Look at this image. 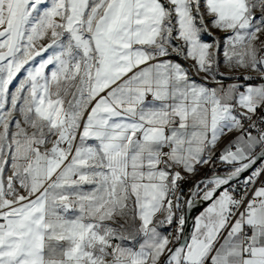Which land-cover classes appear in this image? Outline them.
Segmentation results:
<instances>
[{
	"label": "snow or ice",
	"instance_id": "6c2138e0",
	"mask_svg": "<svg viewBox=\"0 0 264 264\" xmlns=\"http://www.w3.org/2000/svg\"><path fill=\"white\" fill-rule=\"evenodd\" d=\"M261 37L264 0H0V264H264Z\"/></svg>",
	"mask_w": 264,
	"mask_h": 264
},
{
	"label": "water",
	"instance_id": "95a60500",
	"mask_svg": "<svg viewBox=\"0 0 264 264\" xmlns=\"http://www.w3.org/2000/svg\"><path fill=\"white\" fill-rule=\"evenodd\" d=\"M198 178H199V177H198ZM201 210H202V207H201L200 209L194 211L192 215L195 216L196 214H198V211H201Z\"/></svg>",
	"mask_w": 264,
	"mask_h": 264
},
{
	"label": "crops",
	"instance_id": "0c3cea01",
	"mask_svg": "<svg viewBox=\"0 0 264 264\" xmlns=\"http://www.w3.org/2000/svg\"><path fill=\"white\" fill-rule=\"evenodd\" d=\"M218 35H221L220 33H217ZM261 39L263 40V37H261Z\"/></svg>",
	"mask_w": 264,
	"mask_h": 264
},
{
	"label": "built area",
	"instance_id": "2783aa9c",
	"mask_svg": "<svg viewBox=\"0 0 264 264\" xmlns=\"http://www.w3.org/2000/svg\"><path fill=\"white\" fill-rule=\"evenodd\" d=\"M263 40H264V37H263ZM198 178V177H197Z\"/></svg>",
	"mask_w": 264,
	"mask_h": 264
}]
</instances>
